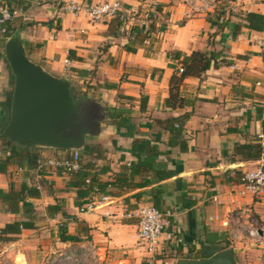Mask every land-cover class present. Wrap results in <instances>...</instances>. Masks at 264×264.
<instances>
[{
  "label": "crops",
  "instance_id": "obj_1",
  "mask_svg": "<svg viewBox=\"0 0 264 264\" xmlns=\"http://www.w3.org/2000/svg\"><path fill=\"white\" fill-rule=\"evenodd\" d=\"M67 1L85 5L102 0H2L18 11L11 25L14 32L19 31L28 57L48 72L68 78L85 92L88 103L95 100L104 110L107 107L120 115L117 119L124 126L103 119L106 121L101 120L100 126L104 129L86 137L85 145L96 149L88 154L80 150L84 184L72 182L77 174L68 177L60 172L37 171L35 165L18 162L0 172V192L16 190L22 184L40 185V196L20 202L18 212H10L0 200V228L16 220L31 219L36 225L40 217L26 211L31 204L42 203L41 216L46 217L48 227H58L61 235L60 222L64 230L67 220L73 226L64 233L67 239L62 242L75 241L73 238L81 234L99 250L115 253L123 257L121 261L134 257V263L140 264L145 254L136 243L137 220L122 214L156 202L169 222L168 230L181 238V243L164 241L160 252L180 254L154 258L155 264H175L180 257H207L228 246L234 247L236 256L262 255L248 230L257 228L259 235H264V196L245 191L241 175L255 165L264 166V157L230 161L229 156L236 142L259 138L264 143L260 136L264 133V61L257 43L264 29H249L241 18L246 11L264 14V0H226V8L205 13L183 0H121L127 19L112 31L110 19L94 21L84 11H66ZM157 4H163L160 12ZM150 23L154 27L144 45L128 52L125 45L130 27L139 24L147 28ZM4 43H0V129L8 121L14 85ZM172 50L187 55L214 50L216 61L201 77L183 78L179 84L182 103L174 108L164 104L170 77L180 64L171 56ZM65 58L70 60L67 68ZM141 95L147 98L142 109ZM172 117L181 119L177 127L186 141L185 150L167 144L171 134L162 121ZM136 138L149 139L165 152L153 160L151 170L140 167L128 181L130 188L108 185L117 176L129 174L131 170L126 167L131 162L143 159L131 153ZM65 152L38 148V154ZM18 166L24 169L16 174ZM158 168L172 170V176L157 180ZM86 178L96 182L94 187L105 184V188L77 198L78 188L91 184ZM102 194H108L110 201L102 202ZM89 200L96 208L78 213L76 202L84 205ZM55 203L61 210L50 215L46 207ZM25 230L30 229H22L17 237Z\"/></svg>",
  "mask_w": 264,
  "mask_h": 264
},
{
  "label": "water",
  "instance_id": "obj_2",
  "mask_svg": "<svg viewBox=\"0 0 264 264\" xmlns=\"http://www.w3.org/2000/svg\"><path fill=\"white\" fill-rule=\"evenodd\" d=\"M32 1V0H28ZM5 57L14 77L8 123L0 133L26 148L81 150L88 135L98 134L108 119L103 106L100 117L88 108V97L68 78L56 76L27 55L19 31L4 43ZM175 264H238L233 246L210 256L177 258Z\"/></svg>",
  "mask_w": 264,
  "mask_h": 264
},
{
  "label": "trees",
  "instance_id": "obj_3",
  "mask_svg": "<svg viewBox=\"0 0 264 264\" xmlns=\"http://www.w3.org/2000/svg\"><path fill=\"white\" fill-rule=\"evenodd\" d=\"M163 8V4H157L156 10L161 11ZM148 18H152L151 16ZM244 20V24L247 28L252 30L261 31L264 29V14L256 11H246L241 17ZM127 18L114 17L109 21V29L112 31L113 26H120L123 24ZM48 23V22H45ZM164 24V23H163ZM162 25V24H161ZM154 25L150 23V25L145 28L142 25H132L129 29V40L125 45V48L128 52H135L137 47H141L144 45L145 41L150 37V32L153 30ZM238 29L235 27V31ZM15 27L11 25V23L7 26V35L11 36L14 33ZM71 50L69 51V55H71ZM171 56L180 61L179 66L184 68L182 73H178V68L173 72L169 80V95L165 98L164 104L169 107H177L181 106L182 99L179 96V84L186 76H197L201 77L202 74L209 68L211 63H215V51L214 50H204V51H193L191 54L187 55L178 50H172ZM9 66V65H8ZM10 69V67H9ZM13 77V76H12ZM108 88H116L115 85H109ZM120 96V93H118ZM117 96V97H118ZM11 97V96H10ZM147 102V98L144 95L140 97V108H144ZM92 104L88 103L90 107ZM88 107V108H89ZM10 101L8 102L7 107V118L9 120L10 117ZM109 111V113L107 112ZM107 112V113H106ZM100 115V114H99ZM105 115L108 116L107 120H114L116 124L120 126H124L118 121L117 118L120 115L114 113L111 109H105ZM103 120V119H101ZM112 122V121H111ZM165 125V128L170 132L171 136L167 142L168 146L178 145L180 150H185L186 141L181 135V129L177 126H180L181 119L180 117H172L165 119L162 121ZM8 123V121H7ZM6 123V124H7ZM4 125V127L6 126ZM176 124V126H175ZM3 127V128H4ZM0 129V133L3 130ZM254 142H236L232 148L231 154L229 156L230 161H250V160H258L264 157V143H261L259 138L255 139ZM2 146V147H1ZM0 148L2 149H10L11 155L8 157H0V172H5L9 165L18 162L20 165L27 164L28 166H34L35 160L38 155V148H26L20 145H17L13 141L9 139H1L0 138ZM96 148L93 145H84L82 152L85 154L91 153ZM165 150H159L155 143H151L149 139L145 138H136L131 143V153L137 158L143 157V159H139L136 162H131L128 167L131 172L127 175L117 176L114 181L108 183L110 186H114L123 190L125 188H130L131 185H128V181L133 178V176L139 172L140 167H145L147 170H151L153 168V160L159 155L164 153ZM264 167V166H263ZM81 170V169H80ZM157 180H162L172 176V170H167L163 168H158L155 171ZM76 177L73 183L76 185L84 184L85 174L78 171L76 173ZM96 182H91V184L78 188L77 190V198H82L89 195ZM142 186V185H138ZM99 190H104L105 184L97 185ZM40 196V190L35 186H29L27 184H22L18 189L8 191V192H0V200L5 206L7 210L10 212H18L20 208V202H24L27 198H37ZM81 203V202H80ZM78 201L76 205L81 206ZM154 205L156 207L157 203ZM47 211L50 215L57 213L61 210V207L58 203L47 205ZM22 229H35L34 221L30 220H16L10 223H7L3 228H0V241H10L15 240L17 236L21 233ZM60 233L61 239L66 240V236L64 234L65 230L63 227V223L60 222ZM76 240V237L73 238ZM166 254V253H165ZM179 251H177L176 255H164L163 257H171L176 258L179 255ZM160 258V257H159Z\"/></svg>",
  "mask_w": 264,
  "mask_h": 264
},
{
  "label": "built area",
  "instance_id": "obj_4",
  "mask_svg": "<svg viewBox=\"0 0 264 264\" xmlns=\"http://www.w3.org/2000/svg\"><path fill=\"white\" fill-rule=\"evenodd\" d=\"M46 1V0H39ZM195 10L199 12H215L226 8V0H183ZM66 11L73 14H79L84 11L90 20L99 21L105 19H112L114 17L125 18L127 11L123 8L121 0H102L94 4L81 5L74 1H67L64 5ZM18 16V11L2 2L0 0V43L5 41L9 36L7 35V26ZM260 46L261 56L264 61V35L257 39ZM70 60L65 58L63 65L65 68L69 66ZM184 68L178 66V73H182ZM260 136L264 137V133ZM65 153L48 155L39 153L35 160V169L37 171L48 170L54 173H62L68 177L74 176L82 167V155L80 150H65ZM11 155L10 149L0 148V157H8ZM22 166H18L15 173L18 174L23 171ZM243 188L252 195L264 196V167L261 164L244 171L241 175ZM86 183H90L91 179L86 178ZM40 189L37 182L34 185ZM94 192H98L97 186L93 188ZM102 202L110 201L108 194H102L100 197ZM214 202L219 203L216 197H213ZM96 208V204L89 200L87 204L81 205L77 208L78 213H85ZM125 218H135L137 220L136 243L139 245L144 256L153 258L162 247L164 241L176 240V243H181V238L174 237L173 232L168 230L169 222L163 216L161 211L153 204L139 205L134 209L124 211L122 214ZM219 219V215L215 216ZM248 234L256 239L257 245L261 248V253L264 256V235H259L257 228L248 230ZM235 237V234H232Z\"/></svg>",
  "mask_w": 264,
  "mask_h": 264
},
{
  "label": "rangeland",
  "instance_id": "obj_5",
  "mask_svg": "<svg viewBox=\"0 0 264 264\" xmlns=\"http://www.w3.org/2000/svg\"><path fill=\"white\" fill-rule=\"evenodd\" d=\"M148 17L150 16H147L146 19ZM148 19H153V17ZM94 101L88 107L94 113L93 115H96L99 114L100 105ZM107 112L109 113V111ZM89 137L91 138V136ZM31 205L26 213L28 212L33 217H40L35 229L25 230L23 235L15 240L0 241V264H135L134 257L121 261L123 257L108 250H99L94 246V243L89 241L88 237H81V234L76 236L75 241L71 239V241L62 242L61 235L58 234V227L53 224L48 227L46 217L41 216L44 207L42 203ZM68 222L70 221L64 222L65 232L73 227ZM81 231L85 232V228H82ZM164 255L167 253L159 251L153 258L142 256L140 264H155L154 258L166 259L167 257H163ZM236 257L238 264H249V262L264 264V256L261 254L256 256L255 254L254 256L237 255Z\"/></svg>",
  "mask_w": 264,
  "mask_h": 264
},
{
  "label": "flooded vegetation",
  "instance_id": "obj_6",
  "mask_svg": "<svg viewBox=\"0 0 264 264\" xmlns=\"http://www.w3.org/2000/svg\"><path fill=\"white\" fill-rule=\"evenodd\" d=\"M100 115L97 113L96 115H94V117H99Z\"/></svg>",
  "mask_w": 264,
  "mask_h": 264
}]
</instances>
